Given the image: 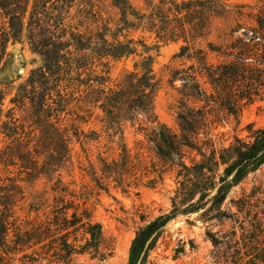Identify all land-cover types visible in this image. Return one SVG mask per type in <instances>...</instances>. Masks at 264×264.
<instances>
[{"label":"trees","instance_id":"obj_1","mask_svg":"<svg viewBox=\"0 0 264 264\" xmlns=\"http://www.w3.org/2000/svg\"><path fill=\"white\" fill-rule=\"evenodd\" d=\"M246 1L81 0L74 23L69 14L76 0H0V64L9 41H25L41 58L14 92L0 80V117L12 94L0 118L5 138L0 149V264H70L77 254L109 249L86 202L110 183L123 190L136 185L139 169L123 136L127 124L138 123L154 153L179 167V202L198 187L204 169L210 172L232 157L225 173L234 171L232 181L238 182L264 162V128L255 131L253 142L237 140L218 157L207 137L220 114L237 117L264 94V0ZM138 29L160 41H181L173 57L179 63L170 68V81L180 83L178 131L155 114L159 83L148 58L141 70L111 83L107 64L136 52L131 34ZM67 115L74 118L67 122ZM93 115L99 130L83 126ZM117 135V156L97 151L94 160L90 145L103 138L113 143ZM184 148L196 150L201 160L192 158L188 166ZM75 162L79 189L67 179L75 176ZM38 182L43 189L29 193L27 202L26 189ZM228 185L224 182L207 201L221 204ZM201 199L188 204L190 211L203 207ZM178 212L174 208L137 232L130 249L133 264L156 231L140 262L146 264L166 222Z\"/></svg>","mask_w":264,"mask_h":264},{"label":"rangeland","instance_id":"obj_2","mask_svg":"<svg viewBox=\"0 0 264 264\" xmlns=\"http://www.w3.org/2000/svg\"><path fill=\"white\" fill-rule=\"evenodd\" d=\"M229 2H247L246 0H227ZM82 2L76 0L70 11L72 22L78 20V11ZM1 25V22H0ZM137 41L134 54L118 60H109V77L111 83L117 82L126 72L141 70L142 61L148 58L151 70L159 83L154 97V111L158 120L171 130L178 131L176 111L179 99V80L170 81V68L178 65L174 60L181 41H160L154 35L138 29L131 34ZM139 42V43H138ZM6 60L0 64V80L11 85L12 92L24 81L29 71L41 64V58L33 53L25 41L7 43ZM147 61V62H148ZM102 68L99 66L98 69ZM13 86V87H12ZM8 95L4 101L1 120L5 118ZM96 110L94 114L98 113ZM67 122L72 118L67 115ZM85 129H100V123L93 115ZM210 137L216 148V156L222 148L236 144L253 142L255 131L264 128V94L243 108L239 116L225 117L219 115V121L211 125ZM124 141L134 162L138 166L136 185L127 190L110 183L107 191L94 190L86 205L91 220L101 227L105 244L109 245L102 254L87 251L75 255L70 264H133L130 254L131 244L142 228L149 226L159 216H165L174 208L177 215L166 222L162 234L149 250L146 264H264V162L249 171L240 181L233 182L234 171L225 173L233 158L205 173L200 178L198 187L186 201L175 199V192L183 180L179 167L167 160H161L150 148L138 123L127 124L123 132ZM202 138V134H200ZM118 135L113 143L105 138L97 145H90L92 158L97 151H104L109 157L117 156L120 148L117 145ZM5 138L0 128V149ZM106 144V145H104ZM75 151H79L78 143ZM206 153H209V149ZM83 162L86 164L84 155ZM199 162L201 156L196 150L184 148V160L191 166L192 160ZM75 162V176H67L75 180V188L80 187V175ZM147 171L146 175H142ZM195 176L198 174L192 171ZM194 175H190L193 178ZM3 176L0 165V177ZM220 178L229 182L225 198L221 204H213L210 199L224 184ZM43 184L38 182L33 188L26 189L27 202L29 193L40 191ZM223 191V190H221ZM203 196L200 202L204 205L196 211H190L188 204L194 203ZM220 207V212L216 210ZM25 210L20 211L24 215ZM34 213L31 214L33 216ZM219 216V219L216 218ZM211 238L217 240L213 244Z\"/></svg>","mask_w":264,"mask_h":264},{"label":"water","instance_id":"obj_3","mask_svg":"<svg viewBox=\"0 0 264 264\" xmlns=\"http://www.w3.org/2000/svg\"><path fill=\"white\" fill-rule=\"evenodd\" d=\"M155 235H156V231H154V232L149 236V238L147 239V241H146V243H145V245H144V249L141 251V253H140V255H139V257H138V259H137V261H136V264H140V262H141V260H142V258H143V255H144V253H145V250L147 249V247H148L150 241L155 237Z\"/></svg>","mask_w":264,"mask_h":264}]
</instances>
